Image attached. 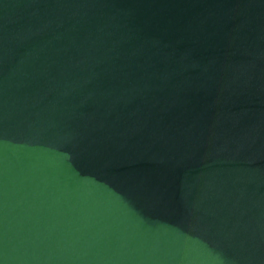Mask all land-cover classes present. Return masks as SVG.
<instances>
[{
  "label": "water",
  "instance_id": "obj_1",
  "mask_svg": "<svg viewBox=\"0 0 264 264\" xmlns=\"http://www.w3.org/2000/svg\"><path fill=\"white\" fill-rule=\"evenodd\" d=\"M0 264H264V0H0Z\"/></svg>",
  "mask_w": 264,
  "mask_h": 264
}]
</instances>
